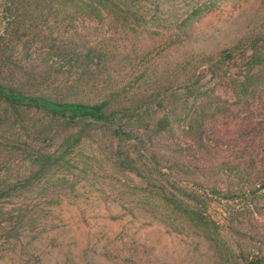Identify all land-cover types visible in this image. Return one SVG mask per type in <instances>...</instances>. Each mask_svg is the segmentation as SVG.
<instances>
[{"label": "rangeland", "instance_id": "1", "mask_svg": "<svg viewBox=\"0 0 264 264\" xmlns=\"http://www.w3.org/2000/svg\"><path fill=\"white\" fill-rule=\"evenodd\" d=\"M132 10L126 21L84 0H0V85L52 93L81 73L114 76L135 87L127 104L144 101L118 135L126 117L68 128L0 95V207L35 204L0 264H218L220 246L264 257V0ZM168 77L189 81L170 90ZM45 151H65L53 167L69 168L48 190L5 195Z\"/></svg>", "mask_w": 264, "mask_h": 264}, {"label": "trees", "instance_id": "2", "mask_svg": "<svg viewBox=\"0 0 264 264\" xmlns=\"http://www.w3.org/2000/svg\"><path fill=\"white\" fill-rule=\"evenodd\" d=\"M145 0H84V2L97 9L100 12L107 13H124L126 21H132L133 10L132 8L141 4ZM97 46L91 48L96 50ZM98 55H96L97 57ZM99 58L100 55L98 56ZM221 62H225L232 58V55H226ZM90 61L93 62V56L90 57ZM81 76V77H80ZM77 78V81H81L77 86H70L66 90H56L52 93L38 92V93H25L16 90L13 87H5L0 85V95L12 105L19 106L24 105L27 109L34 108L44 113L52 121L62 123L68 128L76 127L82 122H103V123H115L118 119L121 120L126 117V125L120 124L119 128L115 130L116 134L120 135L125 132L126 126L130 123H141L144 119L143 109L144 101L142 103L132 106L127 104L128 99H125L135 87H128L127 84L121 85L114 76L106 77H93L85 78V73H81ZM150 77V76H149ZM193 78V76H191ZM169 88L179 86L178 84H186L187 81H178V79H172L168 77ZM129 84V83H128ZM152 102L158 100V96L154 95ZM131 100V98L129 99ZM81 132V131H80ZM79 132V133H80ZM80 138V137H79ZM67 150V149H66ZM65 150V151H66ZM64 151V152H65ZM56 154V151H45L44 153L35 156V162L43 160V167H36L35 170L23 179L21 185L14 184L8 189L4 190V194L8 195L16 191L18 187L21 190L30 191L36 186H40L44 190L50 189L46 186V183L50 181V177L54 174L53 170L58 169L66 171L69 167H53L63 166L68 161L65 158L66 153ZM65 176V175H64ZM175 184V183H174ZM264 189V181H260L257 186V191ZM3 192V191H2ZM168 202L172 203L174 207L179 208L181 206L179 198L175 195H165ZM50 202L46 201V204ZM33 204V205H32ZM35 206L33 201L24 203H15L12 207H0V245L5 242L11 241L13 238L20 236L21 226L28 216L29 207ZM181 208V207H180ZM7 215V217H4ZM198 219L201 222H205V215L201 212L197 214ZM220 261L218 264H264V257L258 255L250 256L244 251H239L236 248L224 249L222 246L218 250Z\"/></svg>", "mask_w": 264, "mask_h": 264}]
</instances>
